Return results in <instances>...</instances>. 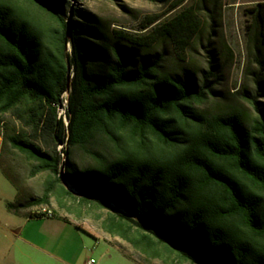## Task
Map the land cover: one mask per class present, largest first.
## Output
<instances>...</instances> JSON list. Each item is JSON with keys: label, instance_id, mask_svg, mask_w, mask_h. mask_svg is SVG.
I'll use <instances>...</instances> for the list:
<instances>
[{"label": "trees", "instance_id": "trees-1", "mask_svg": "<svg viewBox=\"0 0 264 264\" xmlns=\"http://www.w3.org/2000/svg\"><path fill=\"white\" fill-rule=\"evenodd\" d=\"M209 1L211 13L218 0ZM81 11L68 14L65 0H0V169L17 190L8 211L22 215L52 197L64 207L70 197L107 209L104 230L127 241L138 255L118 248L141 264H264L262 103L242 94L254 115L209 112L214 65L197 81L186 67L165 68V52L149 51L160 39L189 46L199 30L192 9L144 35L108 34L97 20L80 21ZM249 14L262 88L264 1ZM75 150L85 166L72 159ZM13 151L32 175L47 173L41 196L20 200L2 160ZM62 169L78 193L63 184Z\"/></svg>", "mask_w": 264, "mask_h": 264}, {"label": "rangeland", "instance_id": "rangeland-1", "mask_svg": "<svg viewBox=\"0 0 264 264\" xmlns=\"http://www.w3.org/2000/svg\"><path fill=\"white\" fill-rule=\"evenodd\" d=\"M262 1L264 0H218L211 13L209 7L212 4L209 0H65V6L68 14L71 6H79L82 10L78 18L80 21L90 23L93 20L96 23L97 20L98 26L108 34L116 29L137 35L147 34L159 23L185 9H192L199 22V30L189 46L181 49L170 41L160 39L148 48L149 51L153 54L165 52V68L180 70L186 67L194 73L197 81L202 79L204 70L211 69L214 65L212 70L217 77L213 83L215 94L208 99L204 109L212 112L235 107L254 115L256 111L253 105L243 95L256 96L264 106V69L260 88L256 81L259 64L251 55L247 24L250 19L249 9ZM59 112L64 116L65 122H68L66 110L62 107ZM13 124L21 126L17 119ZM1 143L2 137L0 145ZM61 147L62 145L59 149ZM63 157L66 165L68 158ZM72 159L78 167L88 163L86 155L78 150L74 151ZM2 160L7 166H11L22 202L43 194L46 172L32 175L31 164L16 151L11 156H4ZM16 195L15 186L0 169V264H9L16 253L20 264H42L41 257L33 256L36 263H32L26 255L19 253L15 245V230L23 224V220L8 211L6 203L14 201ZM46 210H52L53 213L55 211L56 216L71 220V223L75 222L93 233L80 230L74 224H71L70 232L60 231L57 238L59 245L54 251L67 260L77 259L82 262L94 258L96 264H141L118 248H122L128 255H138L127 241L104 230L102 223L108 215L107 209L101 210L92 204L80 206L78 200L70 197L65 198V206L61 207L57 199L52 197L48 205L32 206L21 212L26 216L30 213L44 214ZM62 248L64 249L61 250ZM44 260L47 261V258ZM153 264L166 263L156 259Z\"/></svg>", "mask_w": 264, "mask_h": 264}, {"label": "crops", "instance_id": "crops-1", "mask_svg": "<svg viewBox=\"0 0 264 264\" xmlns=\"http://www.w3.org/2000/svg\"><path fill=\"white\" fill-rule=\"evenodd\" d=\"M17 216L23 220V224L16 227L14 234L15 245L19 253L26 255L32 263H36L34 257H41L43 259L42 264H88V261L91 258L82 262L77 259L67 260L54 251L59 245L57 238L60 231L64 230L70 232V228H72L71 224H74L77 227L75 222L71 223V220L55 216V214L53 215L55 217L51 218L23 215ZM78 229H83L84 231L93 234L82 227ZM63 249L64 248L61 250ZM44 258H47V261L44 260ZM9 264H20L18 253H16V256L12 258Z\"/></svg>", "mask_w": 264, "mask_h": 264}, {"label": "water", "instance_id": "water-1", "mask_svg": "<svg viewBox=\"0 0 264 264\" xmlns=\"http://www.w3.org/2000/svg\"><path fill=\"white\" fill-rule=\"evenodd\" d=\"M68 35H69V37H72V34H71V27H70V19H69V21H68ZM68 74H70V67H69V71H68ZM60 108H62V107H60ZM61 178H62V182H63V184L68 188V189H70V190H72V191H75V189L68 183V181L66 180V177H65V175H64V169H62V173H61ZM76 192V191H75ZM76 193H78V192H76ZM81 194H84V195H87L88 193H81Z\"/></svg>", "mask_w": 264, "mask_h": 264}, {"label": "built area", "instance_id": "built-area-1", "mask_svg": "<svg viewBox=\"0 0 264 264\" xmlns=\"http://www.w3.org/2000/svg\"><path fill=\"white\" fill-rule=\"evenodd\" d=\"M44 215L45 217H54L52 215H49V213H45V214H42ZM96 263V260L94 258H91L89 261H88V264H95Z\"/></svg>", "mask_w": 264, "mask_h": 264}, {"label": "bare ground", "instance_id": "bare-ground-1", "mask_svg": "<svg viewBox=\"0 0 264 264\" xmlns=\"http://www.w3.org/2000/svg\"><path fill=\"white\" fill-rule=\"evenodd\" d=\"M45 213H49V215H52V216L54 215V213H53L52 210H46ZM45 213H44V214H45Z\"/></svg>", "mask_w": 264, "mask_h": 264}]
</instances>
